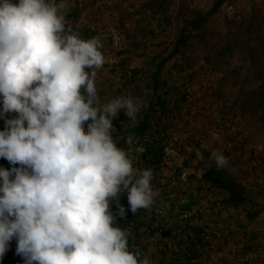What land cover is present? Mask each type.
I'll return each mask as SVG.
<instances>
[{
  "label": "clouds",
  "instance_id": "obj_1",
  "mask_svg": "<svg viewBox=\"0 0 264 264\" xmlns=\"http://www.w3.org/2000/svg\"><path fill=\"white\" fill-rule=\"evenodd\" d=\"M68 6L69 0H0V159L13 165L0 166V262L15 239L24 264H154L158 257L160 264H202L214 240L234 232L221 220L229 208L207 199L211 204L175 209L163 195L165 182L155 191L153 171L134 168L113 138V120L121 110L135 119L143 101L120 96L96 105L103 42L67 25ZM168 140L166 159L173 153ZM196 159L205 162L203 174L230 164L220 151L208 159L197 152ZM182 171L170 176L169 191L176 177L184 185L194 176ZM198 206L216 213L202 224L183 217ZM124 223L125 230L115 226ZM137 235L148 257L131 250L129 238L135 245Z\"/></svg>",
  "mask_w": 264,
  "mask_h": 264
},
{
  "label": "rangeland",
  "instance_id": "obj_2",
  "mask_svg": "<svg viewBox=\"0 0 264 264\" xmlns=\"http://www.w3.org/2000/svg\"><path fill=\"white\" fill-rule=\"evenodd\" d=\"M214 1L171 0L169 23L162 21L161 24L150 15L142 18L138 13L144 0H69L67 14L76 8L80 12L79 22L72 19L68 21L69 26L76 30L81 26H95L99 29L103 42L102 51L106 62L97 70L96 105L101 106L120 96L126 97L122 89V75L127 69L142 68L139 83L142 90L160 57L167 56L179 36L183 27L179 14L208 10ZM238 14L236 24L232 26L227 25L223 17H216L206 32L207 45H193L188 55L193 66L192 77L188 72L172 77V80L178 81L180 88L190 93V97L187 102H182L183 113L170 119L172 137L176 140H168L169 146L173 148V153L167 157L171 169L162 170L160 178L167 180L175 170L181 173L189 168L194 176L184 185L176 177L178 184L170 205L177 209L187 202L188 197L196 195L197 186L203 185V173L199 169L205 167V162L196 159L197 152L208 159L212 151L228 150L230 172L248 189L249 195L252 193L254 196L241 208L227 209L224 212L221 220L230 221L234 232L230 236L224 235L223 239L216 238L215 248L203 256L202 264H264V214L256 220H249L246 216L247 211L253 210L254 204L264 202V197L257 193L260 182L258 176L264 170V129H258L249 120L237 117L233 109L239 93L255 87L249 71L250 63L239 49L233 58L221 63L220 67L210 65L204 59L212 48H221L226 42L234 44L240 38V43H243L247 38L246 29L254 15L257 24L253 31L264 40V0H240ZM230 30L233 35L229 37ZM119 52L123 53L120 55ZM144 92V101L149 100L152 97L151 91L144 89ZM231 136H236L240 142H229ZM205 194V199H212L223 205V192ZM201 203L211 204L207 200ZM178 219V212L174 211L173 220ZM251 244L255 247L261 244V248L243 256L244 246ZM157 262L160 264L161 258L158 257ZM157 262L154 264H158Z\"/></svg>",
  "mask_w": 264,
  "mask_h": 264
},
{
  "label": "trees",
  "instance_id": "obj_3",
  "mask_svg": "<svg viewBox=\"0 0 264 264\" xmlns=\"http://www.w3.org/2000/svg\"><path fill=\"white\" fill-rule=\"evenodd\" d=\"M239 1L240 0H215L208 10H193L187 14L188 16L181 12L179 17H182L183 27L179 32V36L173 43L167 56L164 58L160 57V61L157 63L155 70L149 74V80L142 89L143 91L139 84L143 72L142 68L127 69L122 75V89H124L126 97L131 96L140 98L143 101V107L135 119H129L123 110H121L119 116L113 120L115 128L113 129L112 135L118 147H122L130 152L134 160L135 169L137 168L141 170V172L146 169H151L153 171L152 183L155 191L160 190L165 180L160 178V172L162 170L171 169L166 159L165 148V141L169 139L168 133L172 130L170 119L172 116L175 117L176 114L181 115L183 113L182 102H187L190 97V93L180 88L178 86V81L172 80V77L176 75L179 76L186 72H188L190 77L193 76V66L188 57L193 45L196 43H207L206 32L211 22L216 17H223L229 26L236 24L239 16ZM16 2L18 3V0H16ZM171 3V0H144L137 11L141 14L142 18L150 15L153 19H158L161 24L162 21L169 23L168 13L171 9ZM255 16L256 15L253 16V19L246 29L247 38L243 43H240V38H237L239 42L236 40L237 42L235 41L234 44L226 42L221 48H214L215 50L212 48L211 52L206 54L204 59L208 64L220 67L221 63L227 62L228 59L234 57L237 49L241 51V54H243L250 63L249 71L255 87L253 89L242 90L239 93L233 103V109L235 110L234 114L243 120H249V122L255 124L258 129H264V40L260 39V36L253 31L256 29L257 24ZM72 19L76 23L79 22L80 12L77 8L66 15L68 26V21ZM73 31L84 39H90L92 37L100 38L99 29L95 26H81L77 30L73 29ZM232 35L233 32L230 30L229 37ZM253 38L254 41H252ZM122 53L123 52H119L120 55ZM236 74L238 75V72H236ZM144 89L152 93V97H150L149 100L144 101L146 98ZM180 95L181 98L179 97ZM12 114L13 113L8 114V118H12ZM4 126V121L0 120V130H3ZM129 137L133 138L132 144L127 143ZM173 139L175 138L173 137ZM229 142L237 143L240 142V139L236 136H231L229 137ZM222 153L229 156L230 152L225 149ZM262 156V161L264 163V154ZM209 163L214 162L209 160ZM0 166L10 169L13 165L6 159H0ZM15 166L20 167L19 164ZM258 180L260 182L258 184L257 193L264 197V170L262 174L258 176ZM164 182L166 192H163V195L167 196L170 200L173 198L172 195L176 186L173 185V188L169 191L171 187V178H168ZM203 182V185L196 187V195L188 197L187 202L180 205L183 211L190 210L193 206L207 200L205 199V192L212 194L216 191L223 192L225 194V199L222 200V203L230 210L241 208L254 197L252 193L249 195L248 189L230 172V164L228 168L220 171H218L215 166L208 168L203 174ZM204 187H206L205 190ZM120 200L124 205L129 206L128 198L121 197ZM262 214H264V202L254 204L253 210L246 212V216L249 220H256ZM134 215H136V213L130 214L129 219L132 220ZM115 226L125 230V223L124 225L117 224ZM197 232V238H199L200 231L197 230ZM17 246V241L14 239L11 242V250L9 251V253L12 254L5 259L3 258L0 264H24L22 256L16 254ZM129 246L131 250H139L143 256L148 257L146 253L147 248L142 246L140 242V235H137V242L135 245L132 244L129 238ZM260 248L261 244L256 247L252 244L246 245L243 248L242 254L243 256H248ZM194 254L195 257H197L195 252Z\"/></svg>",
  "mask_w": 264,
  "mask_h": 264
},
{
  "label": "built area",
  "instance_id": "obj_4",
  "mask_svg": "<svg viewBox=\"0 0 264 264\" xmlns=\"http://www.w3.org/2000/svg\"><path fill=\"white\" fill-rule=\"evenodd\" d=\"M215 213H216V210L205 209L201 206H198V207L194 208L192 211L184 213L183 217L185 219H194L196 221V223L202 224L204 222L202 217L211 216V215H214ZM155 218L157 219L158 217L155 216ZM147 219L149 220V224L146 227V230L150 233V231H152L154 229V226L152 223L153 217L150 215L147 217Z\"/></svg>",
  "mask_w": 264,
  "mask_h": 264
}]
</instances>
